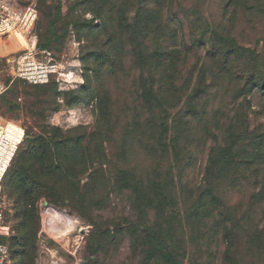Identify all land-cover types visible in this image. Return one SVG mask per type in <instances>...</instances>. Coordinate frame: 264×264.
I'll return each mask as SVG.
<instances>
[{
	"label": "rangeland",
	"instance_id": "rangeland-1",
	"mask_svg": "<svg viewBox=\"0 0 264 264\" xmlns=\"http://www.w3.org/2000/svg\"><path fill=\"white\" fill-rule=\"evenodd\" d=\"M28 1L13 0L21 8ZM137 1L120 0L121 14L114 21L115 27L103 35L104 16L95 13L91 0H38L35 23L38 44L50 52L54 62L64 66L67 76L55 75L42 86L14 84L0 98V118L17 122L24 130L23 141L2 182L0 206L6 222L4 220L0 224V244L9 251L7 264H135L128 250L132 240L128 234L101 240L106 231L112 237L110 232L115 231L112 224L117 219L129 224L136 221L137 214L130 210L134 197L132 190L114 187L102 173L93 175L92 181L86 178L103 161L105 154L110 165H103L104 170L107 169L103 175L112 173L113 166H125L130 168L136 181L145 182L153 178L155 183L170 185L172 179L177 196V207L172 216H177V222H188L192 226L194 219L190 215L200 203L199 194L203 192L200 187L204 183L201 184V180L207 159L227 144L229 121L242 113L246 119L245 127L254 136L251 140L263 142L264 98L250 96V105L246 107L242 95L246 82L251 78L264 79V19L259 21L258 15L249 10H237L229 22V15L222 18L219 13L216 0H207L206 12L201 16L191 13L188 8H181L190 6L191 0H172V5L162 0L156 8L159 10L156 13L158 20L172 29L179 26L182 16L184 39L188 45L198 35L196 26L199 18L201 22L205 18L214 29L218 25L224 27L225 32L247 53L243 54V59L232 57L233 61L225 63L226 73L219 74L220 62L207 60L206 48L190 49L184 61L182 59L178 63L180 79L190 81L195 78L192 71L197 61L195 51L204 65L206 76L210 74L207 72H212L220 78L216 79L218 81L207 80L205 85L210 84L207 94L200 100L196 99V105H188L186 92L176 108L167 109L163 115H154L139 109L134 89L138 75L133 66L129 36L134 22L141 17L137 12L138 6L141 2L149 4V0ZM177 4H180L179 8ZM178 33L176 31L177 40L169 41L173 48L181 46ZM165 40L168 42L167 38ZM146 44L150 41L147 40ZM17 51L12 39L2 40L1 80H6V60ZM87 82L88 87L101 91L102 86L105 94H109V101L104 103V106L109 104L106 113L102 110L99 114L95 108L94 94L85 95L83 88ZM117 107L121 109L117 110ZM160 124L167 128V134H162V128H158ZM106 128L114 132L109 142ZM124 129L130 132L124 139L127 141L124 158L127 165L122 163L123 158L122 161L115 159L120 154L123 140L120 134ZM39 135H44L50 142L47 149L42 146L49 156L46 163L34 171L47 178V188L57 194V200L41 198L34 204L36 220L31 225L32 240L26 248L31 256L25 259L24 255H19V248L11 245L19 222L14 217L18 207L13 205L15 199L8 198L6 186L11 171L20 166L19 157L26 150V139ZM251 140L246 137L244 145L238 147V160L252 153L254 145ZM164 144L168 147L167 152L162 151ZM173 146L177 160H173L170 153ZM50 159L53 160L51 163ZM248 168L244 172L236 165L218 164L213 173H226L225 178L231 174L233 178H240L256 172L264 184V165H249ZM66 174L75 179H68ZM239 182L234 183L238 187L232 189L233 194L229 193L228 181L217 185L224 204L249 205L248 195L241 196L248 187L246 184L239 186ZM172 192L174 194L171 188ZM149 219L154 220L153 212L149 213ZM103 225L109 227L100 232L99 227ZM187 233L197 237L198 231L191 228ZM245 258L241 264H260L258 257Z\"/></svg>",
	"mask_w": 264,
	"mask_h": 264
},
{
	"label": "trees",
	"instance_id": "trees-1",
	"mask_svg": "<svg viewBox=\"0 0 264 264\" xmlns=\"http://www.w3.org/2000/svg\"><path fill=\"white\" fill-rule=\"evenodd\" d=\"M161 1L149 0V4L141 2L137 8V12L141 17L134 22V27H131L129 36L133 66L138 75L134 83L136 101H138L141 111L147 114L153 113L154 115L155 113L156 115H163L167 113V109L176 108L179 100L183 98L186 92L188 93L186 99L188 105H196V99L200 100L207 94L206 90L210 87V84L208 86L205 85L207 80L218 81L216 79L220 78L216 77L217 75L212 72H207L210 74L206 76L204 65L200 62V58L195 51L197 61L192 68L195 78L193 80L190 79V81L187 78L184 80L180 79L178 63L182 59L184 61L190 49L196 48L195 50H200L206 48L205 58L213 63L216 61L220 62L219 74L221 72L226 73L225 63L233 61L234 58L232 57L243 59L245 58L243 54L247 53L230 37L228 32H225L224 27L218 25L214 29L205 18L201 22L198 16L204 14L207 0H191L190 6L181 7L182 9L188 8L192 11L191 13L198 14L197 17L200 21L196 26L199 30L198 35L191 40L190 45L184 39V18L182 16H180L182 21H180L179 26L172 29L163 26L162 22L158 20L159 17L156 13L159 10L156 8L159 7ZM166 1L170 5L173 3L172 0ZM216 1L217 9L223 16L222 18L229 15L227 19L229 22L233 20L234 13L237 10H249L252 14L258 15L259 21L261 18L264 19V0ZM90 3L95 13L104 16L105 26L101 31L103 35L113 31L115 27L114 21L119 13L121 14L122 4L120 0H91ZM152 4L153 6H150ZM179 6L180 4H177L176 7L179 8ZM150 16L153 18H150ZM262 23L264 24V22ZM176 31L179 32L180 41L182 42L179 48L171 47L172 44L169 42H173L174 39L177 40ZM208 34H210L209 37ZM165 38H167L168 42H166ZM147 40L150 41V44H146ZM37 47L41 50H46L38 44V37ZM14 84L28 85L20 81ZM88 86L89 83L87 82L83 88L85 95L94 94L96 99L95 108L99 110V114L102 110L103 113H106L109 104L104 106V103L109 101V94L107 92L105 94L102 86L100 87L101 91L98 88ZM250 96L264 98V79L251 78V80L246 82L242 95L246 107L250 105ZM120 109V107H117V110ZM245 122L246 119L242 113L235 120H230L227 144L211 154L209 159H207V167L201 180V184L202 182L204 183L200 187L203 190L199 194L200 203L190 215L194 219L192 226L188 222L183 223L180 221L179 223L177 222V216H172V211L177 207V196L172 179H170V185L169 183H155L153 178L152 180L146 179L145 182H140L138 179L136 181L133 179L134 175L130 168L125 166H113L114 171L112 173L103 175V172H107V169L104 170L103 165H110L105 154L103 161L86 178L88 181H92L93 175L96 176V174L102 173L106 180L113 182L114 187L132 190L134 197L130 202V210L137 214L135 217L136 221L133 223L125 224L121 222V218L117 219L116 223L112 224L115 228V231L110 232L112 237H109L108 231H106L102 235L101 240L117 239L118 234H128L132 239L128 250L131 260L133 259L132 261L135 264H185V262L187 264H241L246 259L245 257L249 260L250 257H258L260 264H264V184H262L259 174L253 172L250 175L248 174L249 176L245 175L240 178H233V174H231L227 176V179L224 177L226 173L217 175L213 173V169L218 164L230 167L236 165L238 168L241 167L244 172L250 169L248 168L249 165H255V167L264 165V134L261 137L263 142L255 143L251 140L254 136L251 135L248 127H245L247 125ZM159 126L158 128H162V134H167V128L162 124ZM154 130L155 127L152 131ZM112 133H114L112 129L106 128L105 135L108 137V142L111 140ZM129 134L128 129H124L123 133L120 134L121 139L123 137L120 154L115 156L117 161H122L121 158H123L124 162L122 161V163H125V165H127L124 159L127 155L125 149L127 141L124 139ZM246 137L253 142L252 153L238 160L236 158L238 156V147L244 145L243 141ZM49 143L44 135L29 136L26 139V150L21 152L19 157L20 166L11 171L6 186L8 198L15 199L16 202H13V205L16 204L18 207L14 217L19 222L15 230L16 236L12 239L14 242H11V245L12 247H18L19 255H24L25 259L31 256L29 254L30 250H26V248L32 240L31 225L36 220L34 204L41 198H48L53 202L57 200V194L47 188L48 183H45L47 178L34 171L39 168L38 166L42 167L43 163H46L49 153L47 154V151H43L42 146H46L45 148L47 149ZM163 150L168 151V147L165 144L162 146ZM170 150L173 160H177L174 146ZM52 161L50 159V163ZM65 176L70 180L75 179L70 174ZM4 177L0 183V203H2V182ZM222 181H228V190H230L229 193L231 194H233L232 189L238 187L234 185L235 182L241 181L239 186L246 184L248 189L241 196L245 197V195H248L249 205H243L242 203H235L233 206L228 203L224 204L217 190V185L221 184ZM93 184L95 185L94 180ZM168 186H170L169 189ZM171 188L174 194L173 192L171 193ZM150 212L154 214L153 221L149 219ZM3 215L6 222L4 212ZM107 227L109 226L103 225L99 227V231H105L104 229ZM191 228L198 231L197 237L189 236L187 231Z\"/></svg>",
	"mask_w": 264,
	"mask_h": 264
},
{
	"label": "built area",
	"instance_id": "built-area-1",
	"mask_svg": "<svg viewBox=\"0 0 264 264\" xmlns=\"http://www.w3.org/2000/svg\"><path fill=\"white\" fill-rule=\"evenodd\" d=\"M37 2L29 0L21 8L13 0H0V45L4 38H10L18 48L17 53L5 62L4 71L7 74L6 80L0 79V97L17 81L37 86L48 83L55 75L67 76L64 66L54 62L50 52L37 47L34 31L38 16ZM23 138L24 130L17 122L0 118V183ZM3 221L0 206V224ZM4 263H9V251L0 244V264Z\"/></svg>",
	"mask_w": 264,
	"mask_h": 264
}]
</instances>
